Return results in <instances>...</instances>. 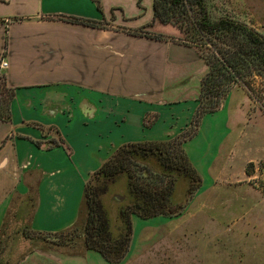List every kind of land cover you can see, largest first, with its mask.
Listing matches in <instances>:
<instances>
[{"label":"crops","instance_id":"1","mask_svg":"<svg viewBox=\"0 0 264 264\" xmlns=\"http://www.w3.org/2000/svg\"><path fill=\"white\" fill-rule=\"evenodd\" d=\"M159 26L152 0H0V74L14 89L10 120H0V228L14 199L35 187L30 230L65 231L78 220L85 182L117 148L167 141L189 126L207 67L194 47L153 38ZM231 94L217 111L227 118L222 143ZM192 139L183 149L196 168Z\"/></svg>","mask_w":264,"mask_h":264},{"label":"rangeland","instance_id":"2","mask_svg":"<svg viewBox=\"0 0 264 264\" xmlns=\"http://www.w3.org/2000/svg\"><path fill=\"white\" fill-rule=\"evenodd\" d=\"M206 2L213 18L228 16L264 34V0ZM159 27L160 36L169 41L179 43L184 37L174 25ZM230 91V133L225 142L226 114L217 111L201 118L200 135L191 138L189 155L197 164L202 187L176 217L147 221L133 217L128 253L117 264H264V79L246 78ZM185 191L186 183L179 182L174 199L183 201ZM36 192L34 187L31 197L11 203L0 228V264H110L96 252L97 257L86 258L82 237L69 245L47 239L54 236L34 234V239L26 240L24 233L32 236ZM123 194L125 179L102 198L113 227L117 195ZM85 220L81 206L76 222L80 231ZM68 256L84 261L63 259Z\"/></svg>","mask_w":264,"mask_h":264},{"label":"trees","instance_id":"3","mask_svg":"<svg viewBox=\"0 0 264 264\" xmlns=\"http://www.w3.org/2000/svg\"><path fill=\"white\" fill-rule=\"evenodd\" d=\"M152 10L154 20L179 29L184 36L179 43L194 47L207 67L200 83L197 110L189 126L173 139L126 143L117 148L85 182L80 207L86 209V220L81 231L75 223L65 231L45 235L56 237L55 244L67 245L82 237L84 251L96 252L110 264L121 262L128 253L133 217L145 221L176 217L202 187V177L183 149L184 143L196 135L201 118L218 111L228 92L246 78L264 79V34L228 16L213 18L206 0H152ZM62 19L91 27L106 26L73 17ZM153 38L162 39L160 35ZM13 97L14 89L7 87L0 74V120H10ZM152 122L146 119L147 126ZM123 179L126 194L117 195L119 208L113 227L102 198ZM181 181L186 183L185 198L177 202L174 192ZM30 233L32 236L24 233L26 240L34 239V234L42 236Z\"/></svg>","mask_w":264,"mask_h":264},{"label":"built area","instance_id":"4","mask_svg":"<svg viewBox=\"0 0 264 264\" xmlns=\"http://www.w3.org/2000/svg\"><path fill=\"white\" fill-rule=\"evenodd\" d=\"M7 66L6 62H1L0 64V69H3Z\"/></svg>","mask_w":264,"mask_h":264},{"label":"water","instance_id":"5","mask_svg":"<svg viewBox=\"0 0 264 264\" xmlns=\"http://www.w3.org/2000/svg\"><path fill=\"white\" fill-rule=\"evenodd\" d=\"M48 240H52L55 241L57 238H53V237H47Z\"/></svg>","mask_w":264,"mask_h":264}]
</instances>
